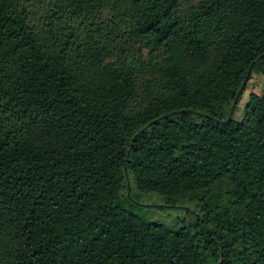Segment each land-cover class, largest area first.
Listing matches in <instances>:
<instances>
[{"label": "trees", "instance_id": "trees-1", "mask_svg": "<svg viewBox=\"0 0 264 264\" xmlns=\"http://www.w3.org/2000/svg\"><path fill=\"white\" fill-rule=\"evenodd\" d=\"M263 52L264 0H0V264H264V90L207 118Z\"/></svg>", "mask_w": 264, "mask_h": 264}, {"label": "rangeland", "instance_id": "rangeland-1", "mask_svg": "<svg viewBox=\"0 0 264 264\" xmlns=\"http://www.w3.org/2000/svg\"><path fill=\"white\" fill-rule=\"evenodd\" d=\"M264 90V75H253L248 81L244 89L242 99L237 108H235L233 119L240 120L242 118L243 106L251 92L261 94ZM139 202L144 205H152L156 208H134L137 214L144 215L150 221L161 222L168 226L179 228L182 224H188L195 220L198 216L194 203H186L181 206L172 207L166 205L163 199L154 195H143L139 198Z\"/></svg>", "mask_w": 264, "mask_h": 264}, {"label": "water", "instance_id": "water-1", "mask_svg": "<svg viewBox=\"0 0 264 264\" xmlns=\"http://www.w3.org/2000/svg\"><path fill=\"white\" fill-rule=\"evenodd\" d=\"M263 56H264V52H263V53L257 58L256 61H259ZM253 63H254V62H253ZM253 63L249 66V68H248V70H247V73H246V76H245V78H244V81H243L242 85L240 86V88H239V90H238V92H237V94H236V96H235V99H234V101H233V104H232V106H231V109H230V111H229V114H228L227 118H226L225 120H219V119L212 118V117H208V116H207V118H209V119H211V120H213V121H215V122H217V123H220V124H226V123L231 122V120H233V114H234V111H235V107H236V105H237V103H238V101H239V98H240L241 94L243 93V91H244V89H245V87H246V85H247V83H248V81H249V77H250V74H251V71H252ZM183 112H188V111H183ZM155 122H156V120L150 122V123L146 126V128L149 127V126H151V125L154 124ZM142 131H143V130H142ZM126 176H127V173H126ZM127 184H128L127 196H128V198L131 199V187H130V183H129L128 178H127ZM132 200H133V199H132ZM134 202H135L136 204H138V205H143V206H145V207H149V206H151V205H144V204L138 203V202H136V201H134Z\"/></svg>", "mask_w": 264, "mask_h": 264}]
</instances>
